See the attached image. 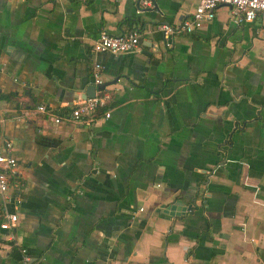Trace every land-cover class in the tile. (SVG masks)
Instances as JSON below:
<instances>
[{
    "label": "crops",
    "instance_id": "1",
    "mask_svg": "<svg viewBox=\"0 0 264 264\" xmlns=\"http://www.w3.org/2000/svg\"><path fill=\"white\" fill-rule=\"evenodd\" d=\"M196 2L0 0V221L18 213L0 264H264L262 21L221 3L165 46L159 24ZM102 28L139 47L92 51ZM95 64L110 97L91 119L37 110L83 98Z\"/></svg>",
    "mask_w": 264,
    "mask_h": 264
},
{
    "label": "built area",
    "instance_id": "2",
    "mask_svg": "<svg viewBox=\"0 0 264 264\" xmlns=\"http://www.w3.org/2000/svg\"><path fill=\"white\" fill-rule=\"evenodd\" d=\"M228 5L232 19L236 23L255 20L260 18L264 35V0H197L190 15L185 17L178 25L161 22L159 28L163 34L165 46L172 45L175 32H193L215 16V11L219 4ZM142 31L138 28L129 29L122 33H112L102 28L98 36L90 43L92 51L127 52L136 50L141 41ZM95 82L100 83V66L95 64ZM110 94L106 91L96 92L93 96L81 98L73 102L66 103L63 107L53 108L46 103L36 105L38 111L51 115L55 122L63 119H91L98 108L106 105ZM104 116H109V111L104 112ZM2 115L0 113V121ZM9 146V143H7ZM16 159L8 152L0 151V193L3 202H6L9 188V173L15 167ZM18 201V198L16 199ZM5 204V203H4ZM18 213L16 211L3 213L0 221V228L8 232L10 237H14ZM23 260L29 261V255L25 248H21Z\"/></svg>",
    "mask_w": 264,
    "mask_h": 264
},
{
    "label": "water",
    "instance_id": "3",
    "mask_svg": "<svg viewBox=\"0 0 264 264\" xmlns=\"http://www.w3.org/2000/svg\"><path fill=\"white\" fill-rule=\"evenodd\" d=\"M105 87V83L100 82V83H90L87 85V87L84 90V96H82L83 98L86 97H90L93 96L95 94V91L97 89H103ZM182 208V210L189 208V205H187L186 207H181L180 205L177 204H172L168 207V211L173 214L174 212H177L178 210H180Z\"/></svg>",
    "mask_w": 264,
    "mask_h": 264
}]
</instances>
